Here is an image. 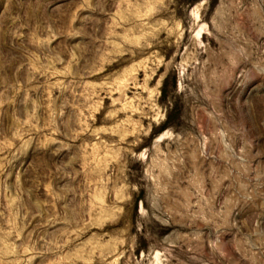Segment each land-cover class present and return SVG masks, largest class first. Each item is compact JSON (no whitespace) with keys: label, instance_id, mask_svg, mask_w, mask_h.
Returning <instances> with one entry per match:
<instances>
[{"label":"rangeland","instance_id":"1","mask_svg":"<svg viewBox=\"0 0 264 264\" xmlns=\"http://www.w3.org/2000/svg\"><path fill=\"white\" fill-rule=\"evenodd\" d=\"M0 264H264V0H0Z\"/></svg>","mask_w":264,"mask_h":264}]
</instances>
